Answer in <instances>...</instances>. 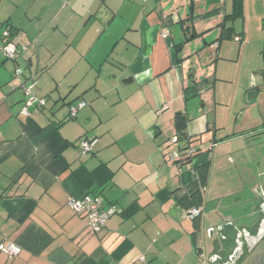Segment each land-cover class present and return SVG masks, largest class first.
Wrapping results in <instances>:
<instances>
[{
  "label": "crops",
  "instance_id": "crops-1",
  "mask_svg": "<svg viewBox=\"0 0 264 264\" xmlns=\"http://www.w3.org/2000/svg\"><path fill=\"white\" fill-rule=\"evenodd\" d=\"M235 10L234 0H0V244L22 248L14 259L0 252V264L218 258L221 218L239 221L259 208L251 183L234 192L238 174L225 159L239 160L249 176L258 156L245 160L242 150L262 148L250 142L262 131L229 137L238 121L226 124L242 114L250 86L236 82L239 60L224 44L238 34ZM7 28L29 46L17 61L2 52ZM31 78L48 102L26 116ZM81 101L87 106L70 118ZM84 139L99 140L86 156ZM185 145L199 154L186 160ZM87 195L119 210L98 234L68 206ZM198 201L204 213L191 220L186 211Z\"/></svg>",
  "mask_w": 264,
  "mask_h": 264
},
{
  "label": "flooded vegetation",
  "instance_id": "flooded-vegetation-1",
  "mask_svg": "<svg viewBox=\"0 0 264 264\" xmlns=\"http://www.w3.org/2000/svg\"><path fill=\"white\" fill-rule=\"evenodd\" d=\"M236 38L239 37L235 36L234 39L236 40ZM216 46H218V44H216ZM261 63L262 65L252 74L250 86L246 92V96L249 93L250 101L247 102L245 96L246 106L242 108V114H237V127L233 128V133L229 135L230 137L236 135L237 133L239 134L246 131L249 132V130H251L252 134L262 131L258 135L256 134L252 137L253 139H261V141L257 142V144L262 146L261 151H259L258 148L254 149V151L249 150V152L245 149V151L242 150L243 158H245V160L247 158L250 159L251 156L253 158H257L258 156L257 159H253L252 173L249 176L244 174V167L241 166L240 162H238L239 160L232 158V156L225 158L228 161L230 168H233V170L236 169L238 174L235 182H233L234 184L232 185L234 192L241 191L243 187V191L246 189L243 182L247 181L251 183V194L255 197L252 201L256 200L259 203V208L251 212L248 215V218L241 219L239 221L237 218H231V216L221 218L222 223L217 226L216 232L219 236L220 248H225L228 254L226 255L224 253L223 257L218 255L216 260H213V256H210L208 258V262L214 264H234L235 258L238 256V251H240L241 246L244 245V243L247 244V246H252L256 240L255 238H257L260 233L264 232V186H262V182L264 183V53L261 58ZM245 116H250V122H248L250 125L247 124L249 126L246 128L247 130L244 129V131H242L243 124H246L245 122L242 124V118ZM225 194L226 193H224V196L221 197V201L226 204L228 203V199L225 198ZM232 202L234 201L232 200L229 202V204H227L228 206H223V209H231L234 207L233 204H231ZM239 229H241L244 233H240ZM242 234L245 237L244 243H241ZM234 252L236 254L233 257ZM208 262L206 259V264ZM244 264H264V239L252 251Z\"/></svg>",
  "mask_w": 264,
  "mask_h": 264
},
{
  "label": "built area",
  "instance_id": "built-area-1",
  "mask_svg": "<svg viewBox=\"0 0 264 264\" xmlns=\"http://www.w3.org/2000/svg\"><path fill=\"white\" fill-rule=\"evenodd\" d=\"M168 35H163L166 38ZM239 38H236L238 40ZM2 43L3 48L2 52L7 59L17 61L20 58H23L24 55L28 52V45H19L12 39L11 31L7 28L3 31L2 34ZM17 75L22 74V69L17 68ZM38 81L35 78H31L29 80V84L24 87V92L26 95L25 105L22 110V113L26 116H31L32 112H40L43 108L47 106V99L40 98L34 93V88L37 86ZM87 103L85 101H81L77 105H73L70 107V118H75L78 112L85 108ZM98 139L88 140L84 139L80 143V151L83 156H86L92 153L98 144ZM172 143L179 142L178 137H174L171 139ZM198 149L195 147H189L186 149V156L188 158H194L195 154H197ZM170 159L172 161H178L180 159V155L178 152H172L169 154ZM68 206L78 215L85 216L89 221V228L91 233L98 234L103 228L106 226L107 221L117 213L119 210L113 205H105L104 200L101 196L87 195L84 198H71L68 201ZM204 213L203 207L191 208L186 211V216L195 220L200 218ZM0 252L8 255L11 259L17 258L21 252L22 248L14 242H7L0 244ZM204 255L202 254V257ZM206 261H203L202 264H205Z\"/></svg>",
  "mask_w": 264,
  "mask_h": 264
},
{
  "label": "rangeland",
  "instance_id": "rangeland-1",
  "mask_svg": "<svg viewBox=\"0 0 264 264\" xmlns=\"http://www.w3.org/2000/svg\"><path fill=\"white\" fill-rule=\"evenodd\" d=\"M237 2L239 6H236L234 16L230 17L229 20L232 26L235 27L239 39L235 40V37H233L230 40H225L224 44L227 48L230 47L231 52L230 54L228 53V55L232 56L234 60H239V64L234 66V68H241L239 70L241 73L240 80L236 82L246 87L248 79L251 80V76L248 78L250 72L249 68L256 70L262 65L261 58L264 53V0H238ZM238 7L240 9L239 11H237ZM226 47L224 48L225 51L227 49ZM222 54H224V52ZM236 87L238 86L234 82L232 86H228L227 89L231 88L234 90ZM225 99L228 100L229 97L226 96ZM209 100L210 95L205 94V96H201V99H198V105H203L201 103L206 104L205 102H209ZM230 121L231 119L228 120L226 124L233 126L236 122L235 116L233 122ZM250 142L252 145H255L258 139H251ZM193 144H198V142L193 141ZM235 144L239 145V147L243 146L242 140L237 141L233 145ZM262 186H264L263 182Z\"/></svg>",
  "mask_w": 264,
  "mask_h": 264
},
{
  "label": "water",
  "instance_id": "water-1",
  "mask_svg": "<svg viewBox=\"0 0 264 264\" xmlns=\"http://www.w3.org/2000/svg\"><path fill=\"white\" fill-rule=\"evenodd\" d=\"M246 101L249 102L250 99H249V93L247 94L246 96ZM239 232L240 233H244L241 229H239ZM256 240L254 241L253 245L252 246H247V244H245V237L243 236L242 234V237H241V243L243 242L244 245L241 246L240 248V251H238V256L235 258V261H234V264H244V262L246 261V259L249 257V255L252 253V251L263 241L264 239V232L263 233H260L258 235L257 238H255ZM226 252L225 248H220L219 249V256L223 257V254ZM236 252V251H235ZM234 252L233 254V257L234 255L236 254ZM217 255V257H218ZM206 264V263H205ZM208 264H214V263H210L208 262Z\"/></svg>",
  "mask_w": 264,
  "mask_h": 264
},
{
  "label": "trees",
  "instance_id": "trees-1",
  "mask_svg": "<svg viewBox=\"0 0 264 264\" xmlns=\"http://www.w3.org/2000/svg\"><path fill=\"white\" fill-rule=\"evenodd\" d=\"M238 0H234V2H235V6H239V3L237 2ZM240 9H239V7L237 8V11H239ZM235 13V12H234ZM234 13L230 16V17H233L234 16ZM11 31V30H10ZM11 36H12V32H11ZM13 39V38H12ZM180 139L181 140H185L186 139V136H184L183 134H182V136H180ZM186 145H191V144H189V143H187ZM185 145V148H184V150H186V149H188L189 147L188 146H186ZM188 147V148H187ZM199 154V151L197 152V154H195V156H197ZM186 160H192V158H188V157H186ZM179 161V160H178ZM177 162V161H176ZM196 184H198V183H196ZM196 187L198 188L199 186H197L196 185ZM202 205V201H198V202H196V203H194L193 205H191L188 209H191L192 208V206L193 207H197V208H200V207H202L201 206Z\"/></svg>",
  "mask_w": 264,
  "mask_h": 264
}]
</instances>
